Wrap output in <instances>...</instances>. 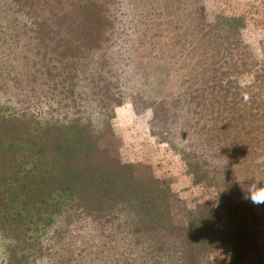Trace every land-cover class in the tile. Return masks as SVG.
I'll use <instances>...</instances> for the list:
<instances>
[{
    "label": "trees",
    "instance_id": "obj_1",
    "mask_svg": "<svg viewBox=\"0 0 264 264\" xmlns=\"http://www.w3.org/2000/svg\"><path fill=\"white\" fill-rule=\"evenodd\" d=\"M206 0H0V264H264V60ZM250 77L248 82H242ZM217 205L124 162L117 109Z\"/></svg>",
    "mask_w": 264,
    "mask_h": 264
},
{
    "label": "rangeland",
    "instance_id": "obj_2",
    "mask_svg": "<svg viewBox=\"0 0 264 264\" xmlns=\"http://www.w3.org/2000/svg\"><path fill=\"white\" fill-rule=\"evenodd\" d=\"M206 5L211 19L219 14L244 18V42L256 58L264 60V0H206ZM249 80L250 77H245L242 82ZM152 117V110L140 102L120 107L113 120L116 137L107 140V145L124 162L140 166L143 171L168 181L188 208L194 209L204 203L215 207L217 201L214 190L193 185L192 177L180 157L166 144L160 143V139L152 136ZM162 149L167 151L162 152ZM230 258L231 247L223 244L211 253L209 262L232 264Z\"/></svg>",
    "mask_w": 264,
    "mask_h": 264
},
{
    "label": "clouds",
    "instance_id": "obj_3",
    "mask_svg": "<svg viewBox=\"0 0 264 264\" xmlns=\"http://www.w3.org/2000/svg\"><path fill=\"white\" fill-rule=\"evenodd\" d=\"M246 199L250 200L257 209H264V188L258 187L253 191H247Z\"/></svg>",
    "mask_w": 264,
    "mask_h": 264
},
{
    "label": "crops",
    "instance_id": "obj_4",
    "mask_svg": "<svg viewBox=\"0 0 264 264\" xmlns=\"http://www.w3.org/2000/svg\"><path fill=\"white\" fill-rule=\"evenodd\" d=\"M159 146H161V147H165L164 145H159ZM163 150V149H162ZM167 150H163L162 152H166Z\"/></svg>",
    "mask_w": 264,
    "mask_h": 264
}]
</instances>
